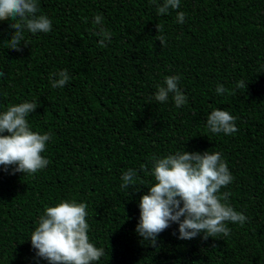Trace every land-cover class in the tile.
Wrapping results in <instances>:
<instances>
[{
	"label": "trees",
	"instance_id": "1",
	"mask_svg": "<svg viewBox=\"0 0 264 264\" xmlns=\"http://www.w3.org/2000/svg\"><path fill=\"white\" fill-rule=\"evenodd\" d=\"M159 3L39 0L52 30H25L21 51L6 48L14 21H0V112L36 100L27 120L52 133L42 153L50 163L38 173L0 165V264H49L29 238L44 208L62 199L88 205L90 242L105 250L95 264H264V0H181L157 15ZM97 14L112 34L106 47L93 34ZM61 70L70 80L53 88L50 76ZM169 75L181 77V107L172 94L154 99ZM240 80L247 90L236 88ZM217 84L230 91L217 94ZM216 108L237 117V132H210L206 119ZM184 150L222 154L234 180L221 192L247 220L229 222L226 237L190 240L178 239L172 222L153 247L135 231L140 198L155 182L151 158ZM142 164L148 171L122 189V173Z\"/></svg>",
	"mask_w": 264,
	"mask_h": 264
},
{
	"label": "clouds",
	"instance_id": "2",
	"mask_svg": "<svg viewBox=\"0 0 264 264\" xmlns=\"http://www.w3.org/2000/svg\"><path fill=\"white\" fill-rule=\"evenodd\" d=\"M180 3L181 0H162L156 6L157 15L179 9ZM103 19L99 14L94 17L92 23L98 30L93 34L101 37L99 44L106 47L105 41L110 42L112 34L103 27ZM176 19L183 23L185 13L178 11ZM8 20L14 21L9 27L15 31L11 39L6 40V48L16 51L22 50L21 43L27 45L25 30L31 34L52 30V21L39 11V0H0V21ZM156 27L158 32L163 31L162 26ZM157 40L161 46L166 45L163 35L157 36ZM180 79L179 75L166 76L163 84L156 86L154 99L167 102L172 94L177 107L184 105L187 97L179 87ZM69 80L67 70L50 76L53 88H63ZM247 86L248 82L244 80L236 82L238 89L247 90ZM215 91L223 95L230 90L223 84H217ZM38 104L36 100L24 101L0 112V165L6 171L11 166L12 173L34 175L50 163L42 153L46 151L52 133L33 131L27 120ZM236 120L237 117L228 111L216 108L207 116L206 125L213 134L231 135L238 131ZM151 164L155 182L147 186L149 191L140 198V219L135 228L143 242L157 247L158 235L172 222L178 224L177 238L181 240L193 239L201 233L204 239L220 235L226 237L231 232L227 226L229 222L239 225L246 222L247 217L228 202L231 194L221 192L234 177L220 152L184 150L163 157L153 156ZM138 171L147 172L148 168L143 164L139 170L128 168L121 175L120 187L131 191L139 179ZM87 207L86 203H78L75 199H62L54 206H46L29 238L36 256L49 264L98 262L105 255V250L90 242Z\"/></svg>",
	"mask_w": 264,
	"mask_h": 264
}]
</instances>
